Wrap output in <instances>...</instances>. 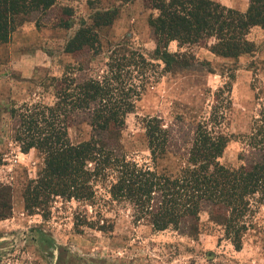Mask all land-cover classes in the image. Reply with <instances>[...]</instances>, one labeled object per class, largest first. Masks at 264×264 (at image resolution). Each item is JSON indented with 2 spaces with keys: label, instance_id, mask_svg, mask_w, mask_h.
Segmentation results:
<instances>
[{
  "label": "rangeland",
  "instance_id": "374dc122",
  "mask_svg": "<svg viewBox=\"0 0 264 264\" xmlns=\"http://www.w3.org/2000/svg\"><path fill=\"white\" fill-rule=\"evenodd\" d=\"M213 1L239 12H245L249 4V0ZM60 9H69L71 16H62ZM110 10H115L116 16L110 26L98 30L97 56L63 51L81 20L89 22L96 11ZM155 14L146 0H55L54 9L44 15L34 13L0 45V108L6 111L0 115V188L7 187L11 195V214L0 221V264H264V198H254L251 203L239 251L206 212L200 214L197 235L187 234L185 226L154 232L145 222H133L127 206L109 203V179L95 187L102 220L113 226L109 231L83 227L78 232L75 216L83 211L94 219L96 207L74 200L55 197L46 217L40 211L24 209L23 188L37 177L43 156L34 149L21 151L13 138L15 122L8 111L25 104L52 105L55 91L51 79L61 78L77 62L83 64L82 71L73 72L79 77L110 78L107 65L113 52L135 51L156 66L147 72L148 80L119 137L129 160L150 164L144 135L148 118L157 117L165 125H175V130L188 132L191 125L214 115L219 123L215 129L233 138L220 163L232 168L239 165L244 144L235 137L249 133L251 121L264 103V29L250 30L247 39L254 43L255 52L237 60L212 54L208 50L212 40L207 41V47H178L171 42L169 52L187 54L192 64L189 69L165 73L162 63L153 57L155 39L148 21ZM60 17L69 19L72 27L61 28ZM89 135L85 123L68 130L74 144ZM190 136L189 130L187 139ZM180 163V159L169 158L158 168L173 172Z\"/></svg>",
  "mask_w": 264,
  "mask_h": 264
},
{
  "label": "trees",
  "instance_id": "16d2710c",
  "mask_svg": "<svg viewBox=\"0 0 264 264\" xmlns=\"http://www.w3.org/2000/svg\"><path fill=\"white\" fill-rule=\"evenodd\" d=\"M146 2L156 12L148 21L155 39L153 57L162 63L165 73L189 69L192 64L187 54L169 52L171 42L178 47H207V41L212 40L208 45L212 54L237 60L255 52L254 43L247 39L250 30L264 29V0H249L245 12L213 0ZM54 7L55 0H0V45L6 44L11 33L31 15H44ZM60 13L71 16L69 9H60ZM115 16V10L96 11L89 22L81 20L63 51L97 56L98 30L110 26ZM61 18L58 25L70 29L69 19ZM82 67L77 62L61 78L51 79L55 91L52 105L25 104L8 111L15 122L13 138L21 151L34 149L43 156L42 169L23 188L24 209L29 213L40 211L46 217L55 197L74 200L96 207L94 219L83 211L75 216L78 232L83 227L109 231L112 223L102 220L95 191L96 184L109 179V203L127 206L133 222H145L154 232L185 226L187 234L197 235L200 214L206 212L213 224L222 227L235 250H241L251 203L254 198H264V103L252 119L249 133L235 137L244 144L237 167L220 163L233 138L215 129L219 123L214 115L191 125L188 132L175 130V125H165L157 117L148 118L144 135L150 164L138 165L127 158L119 137L126 116L133 112L134 101L148 80L147 72L156 66L142 54L127 51L110 56V78L99 80L73 73L82 71ZM4 112L0 108V115ZM83 123L90 128L89 138L71 143L68 130ZM189 130L191 136L187 139ZM169 158L180 159L182 164L173 172L159 169L160 162ZM10 214L11 195L3 186L0 221ZM262 242L264 250V235Z\"/></svg>",
  "mask_w": 264,
  "mask_h": 264
},
{
  "label": "crops",
  "instance_id": "0c3cea01",
  "mask_svg": "<svg viewBox=\"0 0 264 264\" xmlns=\"http://www.w3.org/2000/svg\"><path fill=\"white\" fill-rule=\"evenodd\" d=\"M250 130V129H249ZM240 134H244V133H240Z\"/></svg>",
  "mask_w": 264,
  "mask_h": 264
}]
</instances>
